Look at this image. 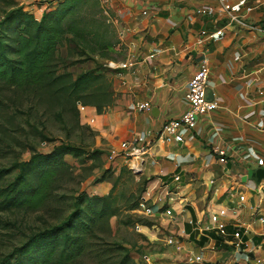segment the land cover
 I'll return each mask as SVG.
<instances>
[{"label":"crops","instance_id":"crops-1","mask_svg":"<svg viewBox=\"0 0 264 264\" xmlns=\"http://www.w3.org/2000/svg\"><path fill=\"white\" fill-rule=\"evenodd\" d=\"M108 1L124 57L114 66L112 103L100 112L85 105L79 120L117 152L119 141L150 132L140 172L152 183L145 197H152V210H138L152 217L142 215L149 223L135 224L146 264H234L264 257V177L258 174L264 165L255 160L264 161V8L249 13L258 29L226 25L218 37L202 38L208 49L206 96L216 107L197 114L193 135L181 129L182 140L176 141L158 131L186 106V82L199 57L198 32L221 25L218 2ZM231 1L241 9L253 0ZM24 2L37 14L47 4ZM136 100H147L150 108L137 111ZM214 144L224 148V163L215 160ZM219 208L225 209L219 217L222 234L209 219Z\"/></svg>","mask_w":264,"mask_h":264},{"label":"rangeland","instance_id":"rangeland-1","mask_svg":"<svg viewBox=\"0 0 264 264\" xmlns=\"http://www.w3.org/2000/svg\"><path fill=\"white\" fill-rule=\"evenodd\" d=\"M95 2L96 7L86 4L81 7L90 11L86 25L92 30L83 41L94 51L83 52L81 56L85 58L64 68L71 76L84 70L104 72L111 79V87L114 66L123 60L124 49L119 43L109 1ZM76 48L78 46L69 59L80 57ZM60 53L66 56L65 46L60 48ZM0 102V138L3 140L0 167L27 158L31 148L39 152H47L54 145L80 149L75 156L62 155L71 164V173L55 183L54 191L41 207L0 212V257L29 234L60 224L77 207L75 195L87 192L89 195L107 193L117 209L115 214L93 225V234L82 235L85 246L68 264H115L125 250L132 256L131 264H146L140 250L141 235L135 230V224L147 221L142 215L152 217L138 210V199L147 196V187L151 189L152 184L145 174L132 172L121 153L112 151L93 129L80 122L69 103L59 104L56 98L40 95L31 87H4L0 91ZM14 173L12 170L5 179L9 180ZM149 195L152 196V190ZM147 199L145 204L152 210L149 204L152 197ZM131 205L134 207L130 208Z\"/></svg>","mask_w":264,"mask_h":264},{"label":"trees","instance_id":"trees-1","mask_svg":"<svg viewBox=\"0 0 264 264\" xmlns=\"http://www.w3.org/2000/svg\"><path fill=\"white\" fill-rule=\"evenodd\" d=\"M46 1L47 8L35 17L19 0H0V91L4 87H31L40 95L56 98L59 104L69 103L78 118L77 102L91 105L97 112L104 110L114 97L106 73L84 70L71 76L64 68L85 58L81 56L83 52L94 51L83 41L92 30L86 25L90 11L81 7L84 4L96 7L95 0ZM62 46L66 47V56L60 53ZM76 46L80 57L69 59ZM77 152L80 149L70 145H54L47 152L31 148L27 158L0 167V212L41 207L54 191L55 183L71 173V164L62 155L75 156ZM12 170L14 175L6 180L5 176ZM75 196L77 207L67 218L58 225L29 234L0 257V264L72 261L85 246L82 235L93 234V225L115 214L117 209L107 193L79 192ZM131 257L125 250L115 264H131Z\"/></svg>","mask_w":264,"mask_h":264},{"label":"built area","instance_id":"built-area-1","mask_svg":"<svg viewBox=\"0 0 264 264\" xmlns=\"http://www.w3.org/2000/svg\"><path fill=\"white\" fill-rule=\"evenodd\" d=\"M22 3L23 8L27 11L33 13L35 17H39L41 14H37L35 12L34 7H30L27 3ZM45 2H47L45 0ZM219 5V11L221 13V17L219 18L221 21V25L217 26L212 31H205L200 29L198 32V37L196 39V43L198 46L197 52L199 57L196 62V66L187 79L185 92L183 94L184 101L186 103L185 108L174 118H170L162 123L158 133H165L171 135L174 140L181 141V129H187L191 131L189 136L193 135V129L196 124V115L204 114L207 111L216 107V102L213 99H208L205 97V89L207 86V76H208V62H207V46L204 44L202 38H215L223 33V28L226 25H237L240 27H244L246 29H258L259 27L253 23L249 17V13L256 6H260L264 8V0H253L250 3L244 5L241 9L236 2H232L231 0H217ZM47 5L42 9H46ZM41 10V12H42ZM262 30V29H261ZM172 48V47H168ZM259 93L260 90H257ZM76 107L78 112L83 111L85 105L79 102L76 103ZM134 108L137 111H146L150 108V103L147 100H136L134 102ZM150 134L149 131H142L140 133H136L131 140H121L118 143L119 152L124 158V162L126 166L132 172H140L141 164L143 162V156L147 155L149 143L147 142L146 137ZM112 152V151H111ZM110 152V153H111ZM211 152L218 163L225 162V150L221 146L214 144L211 148ZM250 154H254V151H250ZM257 165H264V161L257 157L256 159ZM172 179H178V174L173 173L171 175ZM242 195H238V199H242ZM146 198L145 196H140L138 199V206L141 209H147L145 205ZM166 214H169V209L164 210ZM225 213L224 208H219L217 211H213L209 215V219L211 223L214 225L218 233H224V222L219 218L220 215ZM232 237L237 239L239 237V230L236 229L232 232ZM170 240L168 239V242ZM238 245V241L234 243ZM195 259H200L198 255L194 256ZM234 264H264V257H255L254 259L248 261L247 259L236 260Z\"/></svg>","mask_w":264,"mask_h":264},{"label":"water","instance_id":"water-1","mask_svg":"<svg viewBox=\"0 0 264 264\" xmlns=\"http://www.w3.org/2000/svg\"><path fill=\"white\" fill-rule=\"evenodd\" d=\"M206 90H207V88L205 89V97L207 98V96H206ZM258 174L264 177V168H262V171H260Z\"/></svg>","mask_w":264,"mask_h":264}]
</instances>
